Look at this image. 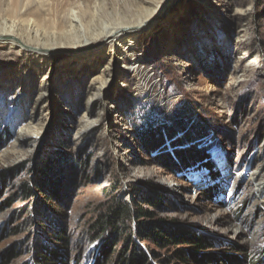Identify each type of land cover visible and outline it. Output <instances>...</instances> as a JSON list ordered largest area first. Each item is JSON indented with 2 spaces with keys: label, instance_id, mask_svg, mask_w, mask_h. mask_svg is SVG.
<instances>
[{
  "label": "rangeland",
  "instance_id": "374dc122",
  "mask_svg": "<svg viewBox=\"0 0 264 264\" xmlns=\"http://www.w3.org/2000/svg\"><path fill=\"white\" fill-rule=\"evenodd\" d=\"M18 1L0 0V34L28 36L34 28L46 44L59 38L39 71L23 48L0 42V264L5 252L16 255L7 264H31L37 247L58 243V236L68 240L71 264H91L104 246L91 236L92 226L112 198L132 212L152 214L136 219L133 213L120 226L114 252L125 236L134 237L138 221L153 220L193 225L217 242L211 251L233 247L241 264L261 259L264 0H33L22 9V19L13 15ZM87 5L98 8L89 27H119L122 20L132 24L139 18L154 25L139 41V73L129 75L122 61L107 53L108 46L84 49H101L96 56H74L80 49L64 39L71 30L66 21L74 10L87 23ZM61 22L62 36L56 30ZM142 75L153 82V101H144ZM146 124L165 128V136L168 129L174 133L150 154L137 137ZM181 152L202 157L185 166ZM57 155L63 156L58 166L52 162ZM202 159L220 176L213 186H195L182 174ZM46 161L58 197L34 183ZM257 167L254 180L247 181ZM144 188L163 196L160 207L137 199ZM209 188L220 191L216 201L205 196ZM134 242L153 252L151 264H161L174 251Z\"/></svg>",
  "mask_w": 264,
  "mask_h": 264
},
{
  "label": "trees",
  "instance_id": "16d2710c",
  "mask_svg": "<svg viewBox=\"0 0 264 264\" xmlns=\"http://www.w3.org/2000/svg\"><path fill=\"white\" fill-rule=\"evenodd\" d=\"M145 126V131H140L137 137L140 145L144 146L143 152L149 154L157 148L162 146L164 148V140L174 134L173 131L168 129V134L166 133L165 136V128L162 132L158 130V127L151 128L150 124H146ZM181 135H183V133H180V136ZM175 137L176 135L173 138ZM190 137V134L186 135L185 140L190 139ZM162 141L163 144H161ZM190 153L191 155L183 152L178 154L182 164L185 166L194 162L197 157L199 159L202 157L201 154L197 156V154ZM57 156L58 159L52 161L56 162V166H58V160L63 159V156ZM52 169L56 168L53 167ZM51 173L48 162L42 163L38 167L37 178L34 183L37 185L39 191H47L48 195L58 197L56 190L58 183L57 181L55 182V179L51 178ZM211 177L215 179L220 176H218L216 172H211ZM147 188L140 190L143 198L138 197L137 199L147 202L154 208L160 207L164 200L163 196L157 191ZM25 191V193L30 192L27 188H25ZM220 194L218 189L209 188V190H205V196L210 201H216ZM133 213L136 219L152 218V214L140 208L132 212L123 205L121 200L112 198L107 203L105 212L99 216V219L92 226L95 232H93L91 236L93 238H99L100 240L102 239V245L104 246L100 253L98 251L95 253L91 264H151L150 256L154 255L153 252H144L138 244L134 242L135 238H138V240L142 242L147 241L162 249L173 247L174 251L171 256L162 260L160 262L161 264H241L243 262L232 254L233 247H226L231 246L228 243H222L221 245L226 248H221L217 253L211 251L213 246L217 245V242H211V240L202 236L194 230L195 228L193 225H180L174 222L165 223L164 221L153 220L144 222L143 220L138 221L136 230L133 231L134 237L130 234L125 236V244L118 251L114 252L111 250V245L115 243L118 238L117 235H119L120 226L124 227V225L131 220ZM61 234L63 235L64 232ZM56 240L58 243L53 242L48 245L45 244L37 247L32 256L31 264H71L70 256L66 253L68 247L67 238L58 236ZM15 256V252H5L4 255H1V259H3L2 264H7L10 260L14 259ZM251 264H264V256L254 263L251 262Z\"/></svg>",
  "mask_w": 264,
  "mask_h": 264
},
{
  "label": "bare ground",
  "instance_id": "6f19581e",
  "mask_svg": "<svg viewBox=\"0 0 264 264\" xmlns=\"http://www.w3.org/2000/svg\"><path fill=\"white\" fill-rule=\"evenodd\" d=\"M32 4H34L33 0H19L15 5L13 15L16 18L22 19V17H24V12H22V9ZM97 10L98 8L96 9L94 7V9H92L91 6H86V23L84 20H82L83 17L78 14L79 12H74V10L72 11L71 9L72 12L70 14V17L66 21V23L70 25L71 30L68 31L67 34H65L64 39L69 41L71 40L72 43L70 44V46L74 47L75 49H80V51H77L78 53L75 52L74 56H93L94 54L96 56L102 53L101 49H95L94 51L90 52H86L84 51V49L94 46L96 44L108 46L109 50L107 53L111 54L114 60L117 59L122 61L123 64L121 68L126 70L129 75L139 73L140 65L138 64L139 62H141V59L139 58L137 53L140 46L139 41L142 35H144L145 32H148L151 28H153L152 26L154 25L149 24L148 18H139L132 24H130V22L122 20L117 24V26L119 27H114V25L109 24L103 25L101 27L99 26L98 28L94 25L93 27H89L88 25L93 22L94 16L97 14ZM161 14L162 12L158 13V15L160 16ZM62 27L64 28L63 22L59 23L56 27V30L61 33V36L64 35ZM75 31L79 32L76 34H80V37L82 38L81 41H78V36L73 34V32ZM44 37L45 36L39 38L38 32H36L34 28H30L28 36H21L20 34H17L13 31H9L5 34H0V38H2L0 42L2 43L3 41H6L12 45H17L18 47L23 48L25 58L31 62V66L36 71H39L42 67L47 66V52L52 50L53 48L58 47L56 45L57 39L59 37H52V39H56H51L50 41L52 42L49 44V41L47 42V44L42 42V39H44ZM48 37L49 36L47 35V39ZM63 46L64 44H61L59 47L63 48ZM41 52H43V54ZM250 64L253 65L254 63L251 61ZM138 81L139 84H141L140 86L144 88H148V86L151 85L153 86V82H149V78L146 75H142ZM258 168L259 167L254 170L253 174L250 177L248 176L247 181L251 182L254 180Z\"/></svg>",
  "mask_w": 264,
  "mask_h": 264
},
{
  "label": "built area",
  "instance_id": "2783aa9c",
  "mask_svg": "<svg viewBox=\"0 0 264 264\" xmlns=\"http://www.w3.org/2000/svg\"><path fill=\"white\" fill-rule=\"evenodd\" d=\"M135 86L137 87L139 85L136 84ZM140 91H141L143 97H145V100H144L145 102L146 101H153V99H155V97H156L155 94L151 95V86H148V88H144ZM137 93H135V94H137ZM158 102H159V100L155 102V105H153V107H156ZM152 126L154 128V127L158 126V124H154ZM178 136H180V134ZM212 156H216V153L215 154L212 153ZM206 164H207L206 159L205 160L204 159L199 160L196 163H194L193 166L186 167L184 170H182V172H183L182 174L185 175L188 180L192 181L195 186L201 185V184L205 185V183H206V185H208V187L213 186V184H216L219 180L214 182V180L211 177L210 166L208 167Z\"/></svg>",
  "mask_w": 264,
  "mask_h": 264
}]
</instances>
